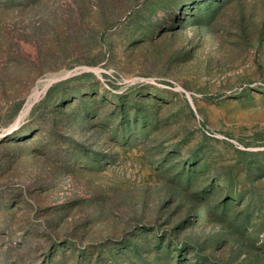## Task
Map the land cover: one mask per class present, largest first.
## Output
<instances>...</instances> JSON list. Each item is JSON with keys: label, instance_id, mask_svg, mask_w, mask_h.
<instances>
[{"label": "rangeland", "instance_id": "obj_1", "mask_svg": "<svg viewBox=\"0 0 264 264\" xmlns=\"http://www.w3.org/2000/svg\"><path fill=\"white\" fill-rule=\"evenodd\" d=\"M0 264H264V0H0Z\"/></svg>", "mask_w": 264, "mask_h": 264}, {"label": "bare ground", "instance_id": "obj_2", "mask_svg": "<svg viewBox=\"0 0 264 264\" xmlns=\"http://www.w3.org/2000/svg\"><path fill=\"white\" fill-rule=\"evenodd\" d=\"M44 92V91H43ZM39 98V97H38ZM33 103V102H32ZM28 105V104H27ZM33 106V105H32ZM31 107V105H28L26 108V111L24 112V114L29 110V108ZM27 115V114H26ZM25 119V118H24Z\"/></svg>", "mask_w": 264, "mask_h": 264}]
</instances>
